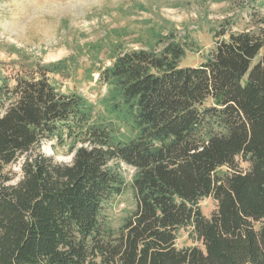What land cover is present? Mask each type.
I'll return each instance as SVG.
<instances>
[{"label":"trees","instance_id":"1","mask_svg":"<svg viewBox=\"0 0 264 264\" xmlns=\"http://www.w3.org/2000/svg\"><path fill=\"white\" fill-rule=\"evenodd\" d=\"M155 26L153 44L112 45L97 105L49 79L68 58L0 80V264H264V38L217 28L202 65L182 67L188 46ZM52 141L71 162L41 152ZM121 164L136 208L113 227Z\"/></svg>","mask_w":264,"mask_h":264},{"label":"rangeland","instance_id":"2","mask_svg":"<svg viewBox=\"0 0 264 264\" xmlns=\"http://www.w3.org/2000/svg\"><path fill=\"white\" fill-rule=\"evenodd\" d=\"M155 25L166 33L175 28L188 46L181 66L196 67L214 50L217 28L253 31L264 38V0H0V80L6 77L13 85L16 78L29 75L35 63L68 58L65 76L50 74L49 79L63 93H82L97 105L107 92L98 76L101 68L110 66L112 45L126 50L153 44L149 30ZM41 152L58 163L68 164L73 158L56 141L44 143ZM22 162L5 168L12 178L9 184L22 178ZM120 170L127 189L105 209L113 227L136 208L131 185L135 170L125 164ZM200 208L211 216L217 204L206 198ZM177 244L192 246L186 231H181Z\"/></svg>","mask_w":264,"mask_h":264}]
</instances>
